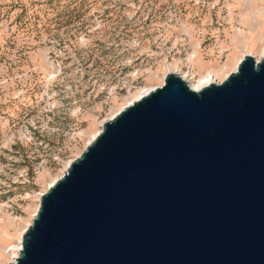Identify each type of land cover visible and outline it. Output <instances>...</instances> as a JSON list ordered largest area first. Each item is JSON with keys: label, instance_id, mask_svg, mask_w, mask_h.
<instances>
[{"label": "water", "instance_id": "95a60500", "mask_svg": "<svg viewBox=\"0 0 264 264\" xmlns=\"http://www.w3.org/2000/svg\"><path fill=\"white\" fill-rule=\"evenodd\" d=\"M9 264H264V55L177 73L107 121L41 197Z\"/></svg>", "mask_w": 264, "mask_h": 264}, {"label": "rangeland", "instance_id": "374dc122", "mask_svg": "<svg viewBox=\"0 0 264 264\" xmlns=\"http://www.w3.org/2000/svg\"><path fill=\"white\" fill-rule=\"evenodd\" d=\"M38 2L0 0V264L123 108L171 72L196 88L264 55V0H61L71 20L42 15L29 31L21 12Z\"/></svg>", "mask_w": 264, "mask_h": 264}, {"label": "trees", "instance_id": "16d2710c", "mask_svg": "<svg viewBox=\"0 0 264 264\" xmlns=\"http://www.w3.org/2000/svg\"><path fill=\"white\" fill-rule=\"evenodd\" d=\"M61 0H39L37 6L29 4L22 9V18L25 19L24 27L33 31L38 26V19L45 15H56L64 20H71L76 14V8L68 5H62ZM31 5V6H30ZM18 7V6H17Z\"/></svg>", "mask_w": 264, "mask_h": 264}, {"label": "bare ground", "instance_id": "6f19581e", "mask_svg": "<svg viewBox=\"0 0 264 264\" xmlns=\"http://www.w3.org/2000/svg\"><path fill=\"white\" fill-rule=\"evenodd\" d=\"M206 83H207V81L204 80V82L201 83V85H200L199 87L192 88V89H193V90H196V91H199V90L203 89L204 87L208 86V84H206ZM220 83H221V82H220ZM211 84H212V83H211ZM209 85H210V84H209ZM190 88H191V87H190ZM149 92H150V91H146V92L142 93L141 96H139L136 100L140 99V98L143 97V96H146ZM136 100H134V101H136ZM134 101H133V102H134ZM21 250H22V246L17 248V254H15V255L13 256L14 259H15V258L17 259V257H18V255L20 254ZM13 262H14V261H13Z\"/></svg>", "mask_w": 264, "mask_h": 264}]
</instances>
